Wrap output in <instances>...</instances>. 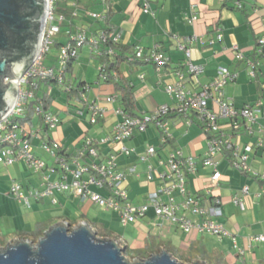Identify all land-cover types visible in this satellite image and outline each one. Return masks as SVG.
I'll list each match as a JSON object with an SVG mask.
<instances>
[{"label":"built area","instance_id":"2783aa9c","mask_svg":"<svg viewBox=\"0 0 264 264\" xmlns=\"http://www.w3.org/2000/svg\"><path fill=\"white\" fill-rule=\"evenodd\" d=\"M48 14L44 30L43 41L39 53L30 70L17 82L19 92L17 101L11 112L0 121V165L5 167L17 163H25L30 170L41 174V183L37 188L27 191L21 183L13 181L9 191L16 201L30 208L33 202H41L50 198L57 204L56 194L70 193L83 200L91 201L106 210L118 212L123 226L135 223L153 213L155 219L160 220L156 226L163 228L165 225L175 226L186 234H207L219 239L232 237L234 247L240 254L244 250L237 245V239L223 225L216 222L222 216V202L214 198L208 202L211 188L206 195H190L187 188L189 177L197 174L199 159L196 155L186 156L181 149L169 152L165 159H161L158 167L148 165L146 183L156 182L154 190L148 192L147 202L136 205L130 199L127 181L130 176L137 178L141 174L136 166H131L127 171L119 169L117 158L119 154L129 157L133 150L125 143L136 134L146 133L152 126L159 132L161 147H167L173 141L172 121L184 120L185 127L198 126L200 136L206 144V150L200 158V163L206 168H212L210 177L211 186L220 185L222 174L218 171V157L228 160L231 166L244 174L251 175L264 182V172L253 170L248 160L257 149L264 148V103L257 100L252 104L237 108L225 95V89L236 81L238 74L230 72L227 68H219L217 76L207 84H201L199 77L205 69L192 61L191 45L198 41L197 36L186 39L187 44L178 43V48L185 54L183 67L172 69L173 82L165 85V91L173 102L171 105H162L150 114L131 116L122 107L113 109V114L120 119L112 126L110 134L96 142L92 138H83L82 145L71 151L58 142L51 140L48 131L56 130L61 124L59 115L53 110L46 109V99L52 98L54 87L62 88V92L70 94L76 85L68 80L69 65L78 57L80 50L85 45H90L92 54L102 59L116 57V47L120 45L121 36L108 25L110 7L108 0H97L105 9L102 12H86V15L100 25L97 30L78 27L74 30L73 21L79 17L81 11L79 2H75L67 16V8H62V3L68 0H47ZM153 0H141L143 12L154 15L151 7ZM237 8H242L240 1L236 2ZM192 17L188 21L194 25L198 20L197 5L192 4ZM255 13L258 14L256 10ZM262 32H264V14L262 15ZM64 29V30H63ZM62 31L68 36L65 44L59 43V54L52 64H47L52 40ZM175 39L178 38L175 36ZM217 40L222 41L223 36L218 33ZM264 36L257 40L256 56L264 53ZM237 61H245L249 67L251 79L257 78L258 59L247 58L239 45L233 44ZM129 63L141 61L151 64L160 76L169 67L160 44L145 51L137 47L132 56L128 57ZM107 62H101L98 67L99 77L104 81L109 78ZM113 79L118 80V73H112ZM144 79V76H141ZM192 80V81H191ZM11 79H6L9 83ZM189 81L193 87H189ZM48 87L41 95L42 87ZM264 89V85H262ZM80 103L88 113L92 125L106 118L109 111L100 106L98 97L91 100L89 94L92 86L85 84L81 87ZM104 102L111 104L118 100L115 95L105 96ZM33 106V117H39L45 130L38 129L32 132L27 123H21L29 117L30 105ZM83 115L82 111L79 112ZM40 139V149L52 160L53 164L37 157L33 150L32 138ZM245 138H255V142H242ZM110 144L112 149L105 158L99 153V146ZM156 147L147 148L146 154L139 157L143 162L156 157ZM54 175H59L58 180H52ZM97 189L99 192H96ZM247 187L241 190V195L247 196ZM240 196H235L233 202L241 209H245ZM264 198V194H259ZM122 248L125 242L117 240ZM259 244L264 243V233L251 238Z\"/></svg>","mask_w":264,"mask_h":264},{"label":"crops","instance_id":"0c3cea01","mask_svg":"<svg viewBox=\"0 0 264 264\" xmlns=\"http://www.w3.org/2000/svg\"><path fill=\"white\" fill-rule=\"evenodd\" d=\"M238 1L242 3V8H236V2ZM77 2L80 4L81 13L77 21L76 19L73 21L74 29L84 27L97 30L100 28V25L93 22L86 15V12H98L97 10L102 12L105 7L99 4L97 0H78ZM192 4L197 5L198 13V20L194 25L188 22L193 14L191 9ZM108 5L111 13L108 25L121 36L120 45L116 47L118 56L130 57L137 47H141L147 51L155 45L160 44L166 57L169 59V67L161 76L157 74L155 67L151 64L132 66L125 60L119 65V76L122 79H126L130 87L133 88L136 107L139 100L146 98L148 94L157 92L160 96L162 93L163 97H160L161 99L157 100L150 109L143 111V115L155 111L162 105H171L173 103L165 91V85L173 82L171 70L183 67L184 64L185 54L178 48V43L187 44L186 39L192 36H197L198 38V41L191 45L192 61L196 65L204 66L205 69L204 73L199 77L201 84L211 82L217 76L219 68H227L230 72L238 74L236 81L230 83L225 89L226 98L235 107L243 108L245 105L252 104L257 100H261L264 103V89L262 88V85H264V53L262 56L255 55L257 40L259 37L264 36L261 18L264 14V0H153L151 7L154 15L143 12L141 0H108ZM256 10L258 14L255 13ZM218 33L223 36L221 42L217 40ZM175 36L178 38L177 40ZM233 44L239 45L247 58L258 59L259 65L256 79H251L249 76L250 70L245 61L240 62L236 60L235 52L232 50ZM90 56V59L98 61V66L103 62L102 59L92 53H90ZM118 56L110 58L111 62H114ZM78 57L73 62L71 71L68 72V80L74 85L80 82L92 85L89 97L91 94L94 95L93 100L100 97L101 100H98L100 106L106 108L109 113L106 118L92 125L88 120L87 110L76 100L78 106L73 105V109H71L67 98L69 106L64 111L67 114L73 112L81 117V121L78 124L83 134H80L81 136L78 135L79 137H73V139L71 137L68 138L66 130L62 126L64 118L61 111H56L61 119V124L56 129V132H54L55 130L48 131V136L51 140L70 148L71 151L78 149L85 137L92 138L96 142L105 139L110 134L112 126L120 119L113 114V109L122 107L120 95L115 92L114 85L107 84L99 75V83L94 85L83 78L85 74L83 69L76 71ZM141 76H144L143 80ZM191 81H189V87H193ZM112 95L118 97L116 102L108 104L102 100L103 97ZM52 98H54V95ZM53 105V103L50 104L51 110ZM81 111L83 115L79 114ZM36 119L37 117L31 118V121L27 123L28 129L32 132L38 129L46 131L41 118L38 117V120ZM84 120H88L89 126H86L85 122H83ZM171 121L173 141L167 147H161L159 143V148H157L158 155L156 157L149 158L145 162L139 159L147 151V149L143 148L144 140L141 137L142 134H136L125 143L129 149L133 150V153L129 157L123 154L118 155L117 163L121 171L126 172L129 167L136 166L137 172L141 174L140 178L135 176L128 178L127 188L130 199L136 205L145 204L148 192L154 190L157 186L156 182L146 183L145 172L149 164L158 167L159 161L165 159L169 152L176 148L181 149L186 156L194 154L199 159L198 171L196 175L188 179V192L193 196L204 197L207 189L211 188L212 193L207 197L208 202L214 198H218L222 202V216L215 220L233 234L237 239L238 247L244 250V254H240L235 249L232 237L219 239L215 236L196 233L190 234L188 248L184 252L188 251L191 255L195 256L192 257L191 262L199 260L205 264H264V243L259 244L251 241L252 237L264 233V198L259 196V194H264V182L234 169L228 160L220 158L217 161L219 163L218 171L222 174V179L218 187L211 186L210 177L213 169L206 168L200 163V158L206 150V144L200 136V128L196 125L187 128L185 127L184 120L177 121V123L175 119ZM149 131L150 129L147 132ZM242 142L253 143L255 142V138H245ZM32 144L34 153L37 157L44 160L43 156L46 154L40 149V139L37 137L32 138ZM111 149L110 144H103L99 146L98 150L100 156L105 158ZM248 164L253 170L260 173L264 172V148L253 152L249 157ZM25 166L27 172H22L19 167L17 168L19 171L18 182L23 185L25 191L39 187L41 174L35 173L36 175H32L34 172L26 164ZM158 168L161 170V167ZM58 178L59 175H54L52 180H58ZM14 180L10 176H0V202L6 203V200H10L13 203L16 202L18 205H23L9 195L11 184ZM245 187L249 189L247 196L241 195V190ZM94 190L99 192L97 189ZM240 195L245 205L244 210H241L233 202L234 197ZM55 198L57 204H54L50 198H47L41 202H33L30 208L33 210L35 207L47 204L61 208H72L79 206L81 203L85 205V208L79 213L73 211L71 214L54 209L55 213L48 215L42 222H31L28 220L32 224L27 223L21 218H15L12 211L6 214L1 209L0 219H2L3 223L0 226V246L2 247L18 238H26L37 243L44 236V232L51 226L63 221L70 223L71 226L87 222L93 229L106 238L122 239L125 242L126 251L130 248L132 242L148 243L154 238L159 239L162 236V228L156 226L157 223H160V220L155 219L152 212L146 218H149L150 227L159 230V233L153 235L151 228L148 229V232L135 230L129 236H126V234L124 235L115 229L114 223L105 222L104 220H101V223L97 219L89 218L88 210L97 204L88 200L85 201L70 193L56 194ZM138 199H140L139 202L135 203ZM44 208L36 210V213L41 212ZM117 214V220L113 218V221H117L121 228L127 229L131 224L123 226L121 216L118 212ZM15 223H17L16 226L13 225ZM2 228L8 230L10 234L4 235ZM175 229L181 231L176 227ZM207 238L215 239L216 242L209 244ZM160 244L159 239V242H153L149 245V255L157 254L156 252H159ZM171 252L174 254L173 251Z\"/></svg>","mask_w":264,"mask_h":264},{"label":"water","instance_id":"95a60500","mask_svg":"<svg viewBox=\"0 0 264 264\" xmlns=\"http://www.w3.org/2000/svg\"><path fill=\"white\" fill-rule=\"evenodd\" d=\"M47 0H0V121L13 109L17 82L32 67L43 41ZM6 79H11L5 83ZM116 239L97 238L87 222L51 226L37 243L18 238L0 249V264H181L164 250L130 260ZM191 264H205L194 261Z\"/></svg>","mask_w":264,"mask_h":264},{"label":"rangeland","instance_id":"374dc122","mask_svg":"<svg viewBox=\"0 0 264 264\" xmlns=\"http://www.w3.org/2000/svg\"><path fill=\"white\" fill-rule=\"evenodd\" d=\"M76 1H78V0H68L67 5H66V3H62V8H67V6H68L67 16L69 19L71 18L70 13L73 10L72 6L74 5V3ZM97 11L100 12L99 10H97ZM90 12L91 11H89V13ZM80 13H81V11H80ZM80 13H79V15H80ZM91 13H93V12H91ZM76 21H77V18H76ZM67 40H68V36L63 31L61 34L57 35L52 40L53 46L51 47L50 54H49L50 60L46 61L47 64L53 63L55 58L59 54L60 50L56 46V44L57 43L65 44L67 42ZM90 53H92V51H91V48L89 47V45L87 44L79 52L78 62L76 64L77 65L76 71H79V69H83L85 71L83 78L85 80H87L88 82L96 85V83H99L98 82V75H99L98 67L99 66L97 65V62H98L97 60L90 59L91 58ZM44 91H48V87H45V86L42 87L41 95L43 94ZM62 91H63L62 88H59V87L54 88V90H52V94L54 95V98L52 101V103L54 105L52 106V110L55 112L61 111L62 117L64 118L62 126H64V130H66L67 137L68 138L71 137L73 139V137L74 138L76 136L79 137L83 134V132L79 128V124H78V122L81 121V117L77 116L73 112L71 114H67L66 111H64V110L68 109L69 105H70L69 107L71 109H73L72 106L73 105L78 106V104L75 100H71V101H69L70 103L68 105L67 97ZM161 94L159 96L157 92H155V93L153 92L152 94H148L146 98L139 100V102L137 103L138 105L136 107V113L139 116H142L143 111L150 109L154 105V103L157 102V100L161 99L160 97H163ZM93 96L94 95L91 94V96H90L91 100H93ZM150 113H148V114H150ZM36 120H38V117ZM88 120L83 121V122H85L86 126H89ZM149 129H150L149 132L143 133L141 136L144 140L143 148L147 149L150 146L159 148V143H160L159 142V132L155 129L153 130L152 126ZM54 132H56V130ZM220 158L221 157H218V159H220ZM43 159L45 161H47L50 165L53 164V160L48 155H44ZM18 167L22 172H27V168H26L24 163H17L15 165L9 166L8 168L3 166V165H0V176H10V178L12 180L15 179L14 181L18 182V176H19V171L17 170ZM33 174L36 175L35 173H32V175ZM132 195H133V193H132ZM139 200L140 199L136 200L135 203L139 202ZM43 207H45V208L41 211L42 214H41V212L36 213L37 212L36 210H41L40 208H43ZM84 208H85V205L83 203H81L79 206L72 207V208H69V207L61 208V207H55V206H52L50 204H47L45 206L35 207L33 210H31V208H28L25 205H18L16 202L13 203L10 200H6V203L3 201L0 202V213L2 210H4V212L6 214H8L9 211H12V212H14L15 218L16 217L19 219L21 218L22 220H25L27 223H31L34 221L35 222L44 221L48 217V215L55 213L53 211L54 209L62 211L63 213L66 212L68 214H71V213H73V211H77L79 213V212L83 211ZM88 211H89L88 216L90 219H97L99 222L101 220H104L105 222L108 221L109 223H114L115 229L124 235L126 234V236L127 235L129 236L130 233L134 232L135 230L148 232V229L152 228V227H150L149 218L138 219L135 221V223H132L127 229H125V228L123 229L120 227V225L117 223V221H115L118 218L117 212L106 210L105 208L100 207L99 205H95L94 207L90 208ZM113 218H115L114 221H113ZM13 219H14V217H13ZM28 220H30L31 222H29ZM2 223H3V221H2V219H0V226H2L1 225ZM101 223H102V221H101ZM13 225L16 226L17 223H15ZM15 226H13V227H15ZM74 226H76V225H73L72 227H74ZM165 226L166 227L162 228V231H161L162 236L159 237L160 243H161L160 248L158 249L159 252H156V253L158 254V253H161L162 251L166 250L172 254L171 251H173L174 254H172V255L181 264H191L192 263L191 259H192V257H195V256L191 255V253L188 251L184 252V250H186L188 248V241H189L190 235L186 234L182 231H177L174 226H171L168 224ZM2 229H3L2 233L4 235L10 234L8 230H6L4 228H2ZM151 230H152L151 232L153 233V235L159 233V230H157L155 228H152ZM93 231H94L97 238H102V239L106 238L102 234H99L97 232V230L93 229ZM159 239L154 238L151 242H148V243H145V242H134L133 243L132 242L130 248L127 251L125 250L124 254L130 260H133L134 258L147 259L151 256V255H149V252H148L149 245H151L153 242L154 243L159 242ZM13 241L14 240H12L11 242H13ZM207 241L209 242V244L211 242H216L215 239H212V238H210V239L207 238ZM11 242H9V243H11ZM33 243H36V242H33ZM8 244H6L2 247L0 246V249L5 248ZM0 245H1V243H0ZM195 261H199V260H195Z\"/></svg>","mask_w":264,"mask_h":264},{"label":"trees","instance_id":"16d2710c","mask_svg":"<svg viewBox=\"0 0 264 264\" xmlns=\"http://www.w3.org/2000/svg\"><path fill=\"white\" fill-rule=\"evenodd\" d=\"M110 14L111 13L109 12V17H108V22H107L108 24H109V21H110ZM56 46L59 47L60 44L57 43ZM116 53H117V51H116ZM116 55L118 56V54H116ZM76 59L77 58L73 59L72 62L70 63L69 72L71 71L72 64H73L74 61H76ZM127 59H128V57L118 56V58L114 62H111L110 58H108V57L102 58L103 62H107V66H108L107 71H108L109 78L106 79L105 82L107 84L114 85L115 92L120 95L119 96L120 97V103L122 104L123 109L129 115L137 116V113H136V102H135V95H134V92H133V88L130 87V85L127 83L126 79H122L119 76V79L115 80V79H113V76H112V73H114V72L118 73V75H119V65H120L121 62H123V61H125ZM138 64L143 65V64H146V63L145 62H141V61H136V62H131L130 63V65H132V66H136ZM85 84H87V83H84V82L78 83L76 85V88H74L70 94H67L68 100L69 101L76 100L77 102L82 103V101L80 99V94H81V90L80 89ZM52 99L53 98H48V99L45 100L46 101V109L50 108V104L53 101ZM33 106H34V103L32 102L30 107H29L30 108L29 117L27 119H25V120H20V122L22 124L23 123H28V122L31 121V118L33 117V113H34L33 112Z\"/></svg>","mask_w":264,"mask_h":264}]
</instances>
